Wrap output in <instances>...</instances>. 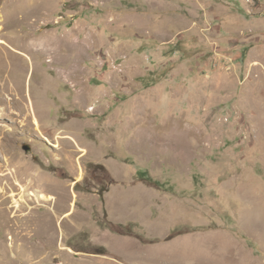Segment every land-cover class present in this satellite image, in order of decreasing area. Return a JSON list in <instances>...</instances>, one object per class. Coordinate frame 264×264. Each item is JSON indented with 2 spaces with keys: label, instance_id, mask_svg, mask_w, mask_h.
<instances>
[{
  "label": "rangeland",
  "instance_id": "374dc122",
  "mask_svg": "<svg viewBox=\"0 0 264 264\" xmlns=\"http://www.w3.org/2000/svg\"><path fill=\"white\" fill-rule=\"evenodd\" d=\"M0 113V264H264V0H0Z\"/></svg>",
  "mask_w": 264,
  "mask_h": 264
},
{
  "label": "bare ground",
  "instance_id": "6f19581e",
  "mask_svg": "<svg viewBox=\"0 0 264 264\" xmlns=\"http://www.w3.org/2000/svg\"><path fill=\"white\" fill-rule=\"evenodd\" d=\"M31 38H32V41L27 42L25 44V45L28 44L25 47V49L23 50L25 52L17 51V50H14V51H17V53L19 55L26 57L28 64H29V62H31L32 67H33V72L35 71V64L33 63L32 55L41 54V53L44 54L45 56L48 54L50 55V48L53 47L54 50H53L52 54L50 55V57H52L54 59V57L58 58V57L62 56L63 49L60 46H58L57 38L54 37L52 34H45V35H40V36H31L30 39ZM38 45H41L42 48L36 50L35 47ZM77 46L78 47H76L74 45V47L72 46L71 48H73V50L75 52H79V45H77ZM42 54H41V56H42ZM16 58L17 57L12 58V60L15 61ZM27 61L23 62L24 65H25V62H27ZM50 62H52V61H50ZM15 70L17 72L19 71L21 73V75L16 74ZM6 72L10 73V75H8L9 85L11 84V86L17 88L18 90L24 91L25 80H26V69H21L16 65H11L10 68H8V70ZM78 72H79V67L75 64L73 66L68 67L66 72L64 74L62 73V75H66L67 78L72 79L77 75ZM30 89H31V91L34 89V84L31 85ZM76 97L78 98L79 96L77 95Z\"/></svg>",
  "mask_w": 264,
  "mask_h": 264
}]
</instances>
